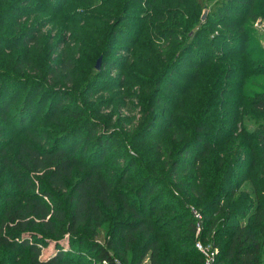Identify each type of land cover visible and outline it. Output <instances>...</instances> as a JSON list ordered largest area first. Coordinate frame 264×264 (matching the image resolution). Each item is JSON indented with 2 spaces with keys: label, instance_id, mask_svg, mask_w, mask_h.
<instances>
[{
  "label": "trees",
  "instance_id": "1",
  "mask_svg": "<svg viewBox=\"0 0 264 264\" xmlns=\"http://www.w3.org/2000/svg\"><path fill=\"white\" fill-rule=\"evenodd\" d=\"M56 1L43 0V5L52 10ZM30 2L0 0V54L2 49L12 46L36 44L32 29H25L27 38L14 37L12 43L5 35L6 20H13L14 16L20 18L19 14L30 7ZM139 3L154 7L151 17L145 12L135 15L144 22L142 31L148 36L140 46L144 53L141 50L137 53V62L141 65L139 81L145 85L154 83V90L158 91L157 85L166 76L182 73L181 77L189 78L195 88H202L207 95L204 116L190 133L192 140L179 147L167 173L156 170L147 173L142 169L139 175L142 181L138 183L134 175L128 178L137 163L134 158L113 171L109 165L115 161L103 163L109 144V139L103 135L94 153H87L86 143L68 145V138L75 134L73 130L58 132L44 141L36 128L32 132L27 129L22 114L28 105L43 107L51 100L40 121L65 112L60 92L40 83L34 76L27 75L21 80L18 74L8 75L0 69V120L10 124L8 129L0 125V169L9 175L6 189L0 196L5 200L0 206V264H83L86 254L91 256L88 264L93 260L100 264H129L133 244L140 236L148 241L143 255L134 264H141L148 253L151 264H205L196 247L197 221L188 202L201 206L198 211L204 218L201 239L211 241L218 250L213 264H264V185H261V177L251 176L252 168L260 163L257 156L264 154L261 150L264 146L259 148L258 143H254V140L264 142V85L259 86L258 93L245 89L246 85L261 79L240 81L237 88L231 90V93L239 94V99L221 104L230 106L236 119L248 110L243 121L256 123L255 128H243L237 150L232 149L231 144L230 149L224 139L218 143L223 147L217 149L215 145V151H212L214 142L209 134L223 129L217 127L219 122L210 129L211 125L204 119L212 116L208 112L210 100L217 97L222 78L244 77L248 73L254 78L264 77V47L253 24L258 17H264V0H132L127 7L138 9ZM127 7L125 11L129 10ZM208 7L211 12L206 22H201V12ZM117 30L111 29L100 39L96 54H100L105 63L122 69L124 65L115 62L110 55L118 37ZM219 46L223 49L219 50ZM188 53L204 57L193 74L179 68ZM235 56L237 59L233 60ZM220 64L224 66L221 73L207 72L206 69L209 71ZM103 66L98 71H103ZM201 70L206 72L198 82ZM205 80H209V86L202 84ZM11 84L18 85L19 91L13 95V102L3 101ZM174 85L176 92L181 94L191 88L190 85ZM23 90L25 97L15 103ZM163 102L158 93L150 96L143 108L147 121L135 137L144 141L151 138L150 131L161 119L158 106ZM19 105L21 110L17 111ZM242 107L246 108L244 112L240 111ZM80 116V113L74 115L75 118ZM89 128L92 130L93 125ZM7 134L27 135L19 143L15 155L9 150ZM232 134L234 132L227 137ZM238 151H250L251 159ZM208 154L214 158L211 172H197L195 164L199 165L203 161L201 158ZM191 155L194 161L189 160ZM261 170L263 172V166ZM182 174H187L189 179H185L183 187L178 186V189L188 201L176 197L168 181ZM250 177H255L253 192L244 193L238 205L232 204L231 200L244 185L241 181H251ZM124 184L129 187L121 189ZM114 194L119 199L121 211L107 228L102 222L104 207L115 206ZM166 196H172V199L165 202ZM102 233L107 237L104 243L96 237ZM67 235L71 249L65 250L58 243V251L53 256L41 258L49 240H60ZM23 256L24 260L19 262Z\"/></svg>",
  "mask_w": 264,
  "mask_h": 264
},
{
  "label": "rangeland",
  "instance_id": "2",
  "mask_svg": "<svg viewBox=\"0 0 264 264\" xmlns=\"http://www.w3.org/2000/svg\"><path fill=\"white\" fill-rule=\"evenodd\" d=\"M130 1L132 2V0H57L55 7L49 10L44 7L43 0H31L30 7L19 14L21 15L20 18L14 16L13 20H6L5 35L11 39L9 43H12L15 40L14 37L27 38L25 29H32L36 44L25 46L18 44L19 46L2 49L0 69H3V72L8 73V75L18 74V78L21 80L27 75H30V78L34 76L40 83H44L60 92L59 96L64 101L65 112L61 115L52 114L50 119L40 121L39 118L47 111L51 100H47L43 107L34 104L28 105L22 114L27 121V129L31 131L36 128L37 134L44 141H48L50 137L58 132L73 130L75 134L68 138V145L72 147L73 144L78 142H80V146L86 143L87 153L95 151L98 140L103 135V138L109 139L103 163L108 162L111 164L113 161H118L116 164L113 162L109 165V168H112L113 171L127 163L131 157L134 158L137 163L131 168L128 178L134 175L140 183L142 178H139V175L142 173V169H145L144 171L147 173L154 170L160 173L169 171L172 157L176 155L179 147L183 143L187 144L192 140L189 136L194 125L200 122L204 116L207 95L202 88H195L194 83L190 82L189 78L181 77L180 74L182 75V73L166 76L157 85L159 87L158 91L154 90V83L145 85L139 81L138 75L141 65L137 62V53L141 50L140 46L148 36L142 31L144 22L136 19L135 15L145 12L148 17H151L154 7L145 6L142 3H139L140 8L138 9L127 7L128 4L130 5ZM126 7L127 10L129 9L128 11H125ZM155 7H158V4ZM210 12V7L205 8L201 12L200 21L206 22ZM204 15L205 19L203 20ZM253 24L258 40L261 41L264 47V17H258ZM114 28L118 29L116 31L118 37L117 42L115 41L110 51L111 59L113 58L119 64L122 63L124 67L122 69L116 68L108 62L105 63L101 58V65L104 64L103 71H98L95 66L100 56V54H96V50L100 48V39L107 36L109 31L114 30ZM20 40L23 41L24 39ZM238 47L241 49V44ZM93 48H95L94 51H92ZM222 49V46H219V50ZM140 52L144 53V50ZM202 58L204 57L197 53H188L179 68H182L183 71L188 70L189 73L193 74L196 71V65L202 61ZM232 59L236 60L237 57L235 56ZM223 68L224 66L220 64L211 67L209 71L206 70L208 73H221ZM239 69L242 68L239 67ZM246 70L248 71V68ZM205 72L204 70L199 72L202 75L197 78L198 82L202 81ZM249 79H261V81L256 80L245 87L250 93H258L260 91L259 86L264 85V77L254 78L251 73H248L244 77L222 78L217 97L210 100L211 107L208 112L212 113V116L204 119L211 125L210 129L216 122H219L217 127L223 129L213 135L209 134L214 142L212 151H215V145L217 149L223 147L222 144L218 143L224 139H226L225 142L228 143L226 144L229 148L231 144L232 149L237 150L242 140L241 132L243 128L245 126L255 128L256 123L254 121H243L244 114L248 111L245 107L240 108L241 112L246 110L242 117L236 119L234 113L230 112V106L221 105L226 100L237 101L239 94L231 93V90L236 89V84L240 81H248ZM171 82H173V85L170 84ZM208 82L209 80H205L202 84L209 86ZM174 84L180 86L190 85L191 88L186 93L181 94L176 92ZM223 88L224 91H222ZM18 91V85L11 84L3 101L13 102V95H16ZM157 93L164 100L158 106L161 119L159 118L150 131L151 138L144 141L139 136L135 137L134 135L147 121V119L145 121L147 114L143 112L144 104L151 95ZM25 95L26 92L23 90L15 103L21 102ZM51 97H55V94H51ZM63 107L60 109H63ZM19 109L21 110V105L17 106V111ZM76 113L81 114L80 118L74 117ZM259 119L262 118L259 117ZM0 125L5 129L10 128L7 121L0 120ZM90 125H93L92 130L89 128ZM228 131V134L231 132H234V134L227 137L226 132ZM26 136L22 134H16L15 136L7 134L5 136L9 140L8 147L12 155H15L19 143ZM254 141V143H258L259 148L264 146V142ZM261 150L264 152V148ZM242 152L238 151L240 155H245L248 159H251L252 154L250 151ZM257 157L260 159V163L259 166L252 168L251 173L253 175L251 174V176L261 177L263 179L261 185H264V170L263 172L261 170V166L264 167V163H262L264 154ZM201 159L203 161L199 165L195 164L196 171L211 172V166L214 163L212 154L205 155ZM189 160L194 161L193 155L190 156ZM1 171L0 169V196L6 189L5 183L9 178L5 170ZM78 175H81V173L79 172ZM252 177H250L251 181H244L245 179L241 181L244 185H241L238 193L231 200L232 204L238 205L244 193L251 194L253 192L255 177ZM171 179L168 180L171 185L170 189L175 191L176 197L188 201L184 197V193L178 189V186L183 187L182 183H185V179H189L188 175L182 174ZM128 187V184L120 186L121 189H127ZM113 198L115 206L104 207L102 222L107 228H110L109 226L115 216L121 211L118 197L114 194ZM170 199H172V196H166L164 201L167 202ZM4 201L3 196L0 197V206ZM188 203L194 216L195 210L201 211L200 205ZM202 224L204 229V218ZM203 229L200 234L196 231V242L202 240ZM96 237L103 243L107 238L104 233L99 236L96 235ZM147 241V238L140 236L133 244L128 259L129 264H134L143 255ZM58 243L65 250L72 247L69 235L60 240H49L48 244L43 247L41 258L45 260L53 256L58 251ZM204 244L215 248L211 241L204 242ZM72 251L74 250L72 249ZM162 254L163 252L161 256ZM90 257V254H86L83 264H88ZM24 258L25 256L20 257L18 261L21 262ZM117 262H120L119 258H117ZM91 263L100 264L94 260ZM141 264H151L150 253L145 256Z\"/></svg>",
  "mask_w": 264,
  "mask_h": 264
},
{
  "label": "built area",
  "instance_id": "3",
  "mask_svg": "<svg viewBox=\"0 0 264 264\" xmlns=\"http://www.w3.org/2000/svg\"><path fill=\"white\" fill-rule=\"evenodd\" d=\"M195 216L197 218V233L200 234L202 229H203V216L201 213L195 210ZM196 247L197 249L202 253L204 259H205V264H213L215 261L216 254L218 252L217 249L213 247H208L207 245L204 244L202 240H198L196 242Z\"/></svg>",
  "mask_w": 264,
  "mask_h": 264
},
{
  "label": "water",
  "instance_id": "4",
  "mask_svg": "<svg viewBox=\"0 0 264 264\" xmlns=\"http://www.w3.org/2000/svg\"><path fill=\"white\" fill-rule=\"evenodd\" d=\"M202 19H203V20L205 19V15L202 17ZM101 58H102V57H99L98 60H97L96 67H97L98 69L101 68Z\"/></svg>",
  "mask_w": 264,
  "mask_h": 264
}]
</instances>
